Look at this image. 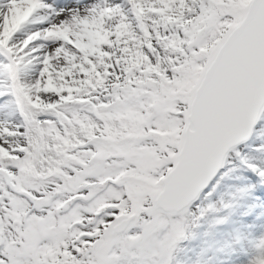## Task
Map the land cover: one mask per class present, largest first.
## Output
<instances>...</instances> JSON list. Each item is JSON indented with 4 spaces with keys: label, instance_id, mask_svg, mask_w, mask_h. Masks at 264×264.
Here are the masks:
<instances>
[{
    "label": "snow or ice",
    "instance_id": "1",
    "mask_svg": "<svg viewBox=\"0 0 264 264\" xmlns=\"http://www.w3.org/2000/svg\"><path fill=\"white\" fill-rule=\"evenodd\" d=\"M0 264H264V0H0Z\"/></svg>",
    "mask_w": 264,
    "mask_h": 264
}]
</instances>
